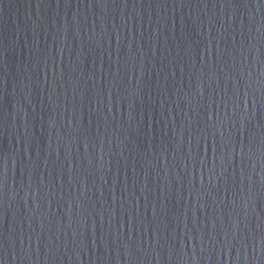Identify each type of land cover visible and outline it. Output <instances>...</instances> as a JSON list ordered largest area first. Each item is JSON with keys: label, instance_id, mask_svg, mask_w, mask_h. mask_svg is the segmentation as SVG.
<instances>
[{"label": "water", "instance_id": "obj_1", "mask_svg": "<svg viewBox=\"0 0 264 264\" xmlns=\"http://www.w3.org/2000/svg\"><path fill=\"white\" fill-rule=\"evenodd\" d=\"M0 264H264V0H0Z\"/></svg>", "mask_w": 264, "mask_h": 264}, {"label": "snow or ice", "instance_id": "obj_2", "mask_svg": "<svg viewBox=\"0 0 264 264\" xmlns=\"http://www.w3.org/2000/svg\"><path fill=\"white\" fill-rule=\"evenodd\" d=\"M4 184V175H3V171L0 170V188L3 187Z\"/></svg>", "mask_w": 264, "mask_h": 264}]
</instances>
